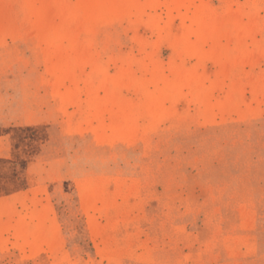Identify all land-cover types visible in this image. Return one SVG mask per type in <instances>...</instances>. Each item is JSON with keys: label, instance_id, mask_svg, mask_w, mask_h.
<instances>
[{"label": "rangeland", "instance_id": "rangeland-1", "mask_svg": "<svg viewBox=\"0 0 264 264\" xmlns=\"http://www.w3.org/2000/svg\"><path fill=\"white\" fill-rule=\"evenodd\" d=\"M0 264H264V0H0Z\"/></svg>", "mask_w": 264, "mask_h": 264}]
</instances>
